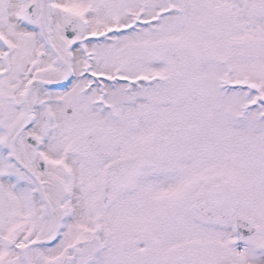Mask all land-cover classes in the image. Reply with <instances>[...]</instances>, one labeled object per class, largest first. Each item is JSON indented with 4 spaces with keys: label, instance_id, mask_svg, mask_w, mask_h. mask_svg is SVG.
Returning <instances> with one entry per match:
<instances>
[{
    "label": "snow or ice",
    "instance_id": "snow-or-ice-1",
    "mask_svg": "<svg viewBox=\"0 0 264 264\" xmlns=\"http://www.w3.org/2000/svg\"><path fill=\"white\" fill-rule=\"evenodd\" d=\"M0 264H264V0H0Z\"/></svg>",
    "mask_w": 264,
    "mask_h": 264
}]
</instances>
